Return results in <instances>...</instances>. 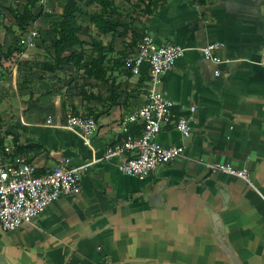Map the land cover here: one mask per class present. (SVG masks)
<instances>
[{
  "label": "crops",
  "instance_id": "obj_1",
  "mask_svg": "<svg viewBox=\"0 0 264 264\" xmlns=\"http://www.w3.org/2000/svg\"><path fill=\"white\" fill-rule=\"evenodd\" d=\"M135 2L129 0L133 8ZM133 11L127 24L120 18L128 29L114 36L89 26L106 47L104 81L84 75L92 61L88 43L65 53L83 51L80 66L55 74L40 67L52 63L50 39L40 36L34 48L0 65L5 157L25 160L37 175L58 164L87 165L78 194L54 201L31 224L0 230V264H264V0H164L126 13ZM120 29L123 43L114 38ZM13 35L0 32V43L8 47ZM133 35L135 44L147 35L158 46L185 48L158 90L175 115L191 117L188 138L174 120L155 137L165 147L183 146V157L142 180L121 174V159L101 160L108 147L140 134V126L123 132L120 125L144 102L145 82L123 68ZM208 43L229 62L203 60L198 49ZM70 113L94 117L89 146L64 128ZM214 163L248 169L250 184L210 174L205 165Z\"/></svg>",
  "mask_w": 264,
  "mask_h": 264
},
{
  "label": "built area",
  "instance_id": "obj_2",
  "mask_svg": "<svg viewBox=\"0 0 264 264\" xmlns=\"http://www.w3.org/2000/svg\"><path fill=\"white\" fill-rule=\"evenodd\" d=\"M36 40L37 32L32 30L20 37V44L24 50H29L35 47ZM216 50V43H208L198 49L205 61L218 65L228 63V59H221L214 54ZM185 52L184 47L174 43L158 46L146 35L124 57V70L133 76H139L145 65L147 80L142 89L144 102L125 115L120 123L123 132H126L127 125L140 126L139 136L127 135L121 143L108 147L101 158L121 159L117 166L121 174L142 180L159 166L183 157V146L165 147L155 137L172 120L182 138L190 135L191 117L175 115L172 112L174 103L158 90L162 76L172 69ZM215 74L218 75V72ZM193 110L190 108V111ZM64 128L76 131L82 143L89 146L97 124L90 115L70 113L66 117ZM9 153L8 147L0 150V230L3 232H11L31 224L54 201L80 192L81 175L87 165L68 167L58 164L44 174L37 175L34 166L25 160L9 161L5 157ZM205 167L210 174H224L250 184L246 168H234L224 163L206 164Z\"/></svg>",
  "mask_w": 264,
  "mask_h": 264
},
{
  "label": "trees",
  "instance_id": "obj_3",
  "mask_svg": "<svg viewBox=\"0 0 264 264\" xmlns=\"http://www.w3.org/2000/svg\"><path fill=\"white\" fill-rule=\"evenodd\" d=\"M43 1L53 2V0H25L21 11L18 10V6L14 7L16 0H10V5L5 8L0 6V10L6 11L11 18V25H14L19 32V34L13 35L8 47H4L0 43V65L4 63L11 64L19 56L23 50V46L20 44V35L25 32L29 24L34 23L41 16L48 21L46 28L51 35L50 48L52 50V63L41 64L42 70L55 74L61 71L60 66H80L84 58L83 51L71 52L67 56H65V53L75 46L85 44L84 40L80 38L81 30L76 23V15L80 12L79 4L83 2L93 6L92 11L88 14V22L90 27H93L100 34L114 36L118 28L128 29L127 26L122 25L120 22L121 14L114 0H65L59 20H53V14L43 13L42 11L35 13L34 10ZM161 1L164 0H136L135 7L140 8L142 6L144 11L148 12ZM194 1L197 4H203L205 0ZM89 28L86 31L90 32ZM5 29L10 32L11 26ZM136 36L133 35L132 37V43L134 44L136 43L134 40ZM42 41L45 40L42 39ZM88 45L92 49V61L84 64V75L91 79L104 81L107 73V69L103 66L106 60V47L99 38L94 36L89 37ZM139 80L140 82L147 80V67L145 65L141 68ZM114 93L111 92L109 98L112 103L116 100ZM0 150H2V147Z\"/></svg>",
  "mask_w": 264,
  "mask_h": 264
},
{
  "label": "rangeland",
  "instance_id": "obj_4",
  "mask_svg": "<svg viewBox=\"0 0 264 264\" xmlns=\"http://www.w3.org/2000/svg\"><path fill=\"white\" fill-rule=\"evenodd\" d=\"M25 0H16V2L14 3V7H17L19 11L22 10V5L24 4ZM65 3V0H53V2H40V6H38L34 11L35 13L38 12H45V13H49V14H53V20H59L60 19V15L62 13V7L63 4ZM116 4L119 5V10L121 11V16L124 17L125 19V23L127 24L128 19L126 18H131V14L134 13V11L136 12V16L139 17V15H141V10H134L133 12L130 13H126V11L129 10H133V6L129 3V0H116ZM10 5V0H0V6H2L3 8L7 7ZM80 7V12L76 15L77 16V26L80 27V36L82 37V39L84 40V43H88L87 41H89V37L90 36H99L98 32H95V35L93 34V31L91 30V28H89V22H88V14L92 11L93 6H91L90 4H88L87 2H83L81 4H79ZM139 9V8H138ZM123 20V21H124ZM47 19H45L44 17L39 16L38 20L35 21L32 24H29L32 27H35L36 30L38 29L39 35H37V38L40 36L43 38V40L45 41H49L50 39V34L47 32L46 26H47ZM0 32L1 34L4 33L8 38H10V33L12 34H19L17 28L14 25H11V18L8 16V14L6 13L5 10H0ZM26 28L25 32L22 33L20 35V37L22 36H26V31H28ZM11 26V31H5L7 27ZM89 28V31H86V29ZM120 35L115 36L114 38H116L115 40L119 43H123L125 35L122 30L120 29ZM109 38H104L103 40H105L107 43H113L115 40ZM114 40V41H113ZM37 41V40H36ZM24 50V48H23ZM35 53V52H34ZM33 53V54H34Z\"/></svg>",
  "mask_w": 264,
  "mask_h": 264
},
{
  "label": "water",
  "instance_id": "obj_5",
  "mask_svg": "<svg viewBox=\"0 0 264 264\" xmlns=\"http://www.w3.org/2000/svg\"><path fill=\"white\" fill-rule=\"evenodd\" d=\"M3 260H2V258L0 257V262H2Z\"/></svg>",
  "mask_w": 264,
  "mask_h": 264
}]
</instances>
